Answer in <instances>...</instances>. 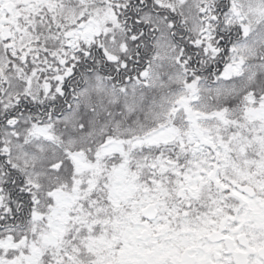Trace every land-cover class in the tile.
Returning a JSON list of instances; mask_svg holds the SVG:
<instances>
[{"label":"snow or ice","instance_id":"snow-or-ice-1","mask_svg":"<svg viewBox=\"0 0 264 264\" xmlns=\"http://www.w3.org/2000/svg\"><path fill=\"white\" fill-rule=\"evenodd\" d=\"M0 264H264V0H0Z\"/></svg>","mask_w":264,"mask_h":264}]
</instances>
